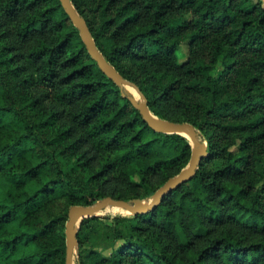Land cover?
Returning a JSON list of instances; mask_svg holds the SVG:
<instances>
[{
	"label": "trees",
	"instance_id": "1",
	"mask_svg": "<svg viewBox=\"0 0 264 264\" xmlns=\"http://www.w3.org/2000/svg\"><path fill=\"white\" fill-rule=\"evenodd\" d=\"M71 1L151 111L209 150L152 209L84 217L76 264H264V0ZM130 94L60 0H0V264H65L72 205L149 199L189 163L190 139ZM104 234L109 254L87 246Z\"/></svg>",
	"mask_w": 264,
	"mask_h": 264
},
{
	"label": "water",
	"instance_id": "2",
	"mask_svg": "<svg viewBox=\"0 0 264 264\" xmlns=\"http://www.w3.org/2000/svg\"><path fill=\"white\" fill-rule=\"evenodd\" d=\"M71 20L79 28L81 37L89 49L91 55L98 61L102 70L111 76L117 83L133 87L140 98L136 97L127 88L131 94L129 95L132 103L139 108L143 118L148 124L158 132L172 133L177 132L186 135L192 144V152L189 163L178 173L170 176L153 195L146 200L141 198H133L125 200L122 198H114L110 195L98 199L96 202L88 205L75 204L68 211V220L66 222V256L65 264H73L77 253V232L81 220L87 216L98 215L109 204L120 207L129 213L145 212L157 205L161 198L169 193L173 188L179 186L183 182L191 179L202 160L209 155L207 141L202 140L197 127L188 121H174L164 119L154 114L148 105V99L141 89L132 81L125 78L113 65H111L104 55L98 49L89 26L83 16L79 14L71 0H60ZM125 94V93H124Z\"/></svg>",
	"mask_w": 264,
	"mask_h": 264
},
{
	"label": "rangeland",
	"instance_id": "3",
	"mask_svg": "<svg viewBox=\"0 0 264 264\" xmlns=\"http://www.w3.org/2000/svg\"><path fill=\"white\" fill-rule=\"evenodd\" d=\"M178 55H179L180 59H183L186 57L187 53H186V45L185 44L178 49ZM126 88L129 91H131L136 97L140 98L139 94L137 93V91L133 87L126 86ZM119 213L127 214L129 212L120 208V207H116V206L109 204L98 215H114V214H119ZM87 246L92 247V248H96L104 254H109L114 245L111 244L110 241L105 238V234H104L101 237L94 239L92 241V243H89V245H87ZM73 264H76V256H75Z\"/></svg>",
	"mask_w": 264,
	"mask_h": 264
}]
</instances>
